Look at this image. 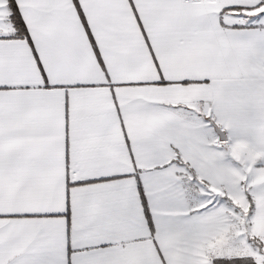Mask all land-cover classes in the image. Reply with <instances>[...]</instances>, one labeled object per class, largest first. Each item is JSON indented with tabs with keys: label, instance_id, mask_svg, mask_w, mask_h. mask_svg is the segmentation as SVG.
<instances>
[{
	"label": "snow or ice",
	"instance_id": "obj_1",
	"mask_svg": "<svg viewBox=\"0 0 264 264\" xmlns=\"http://www.w3.org/2000/svg\"><path fill=\"white\" fill-rule=\"evenodd\" d=\"M0 264H264V0H0Z\"/></svg>",
	"mask_w": 264,
	"mask_h": 264
}]
</instances>
